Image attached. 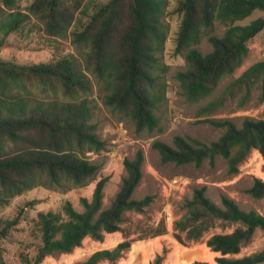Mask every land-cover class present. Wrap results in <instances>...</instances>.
<instances>
[{"label":"trees","instance_id":"1","mask_svg":"<svg viewBox=\"0 0 264 264\" xmlns=\"http://www.w3.org/2000/svg\"><path fill=\"white\" fill-rule=\"evenodd\" d=\"M85 0H34L28 13L17 8V0H0V32L4 36L18 30L33 15L48 36L68 34ZM166 0H108L97 7L86 23L71 31V40L83 53L86 70L95 78L103 101L124 114L137 131H153L159 126L157 111L166 96L157 71L160 54L168 38L164 20ZM264 11V0H178L176 11L182 22L176 38V52L184 54L186 69L178 79L189 98L211 94L220 80L233 73L249 52V42L264 29V15L248 24L237 21ZM216 20L230 22L223 35L210 34L212 49H198L205 29L214 31ZM0 41V47L3 46ZM264 74L260 61L229 85L246 83ZM93 81L70 56L49 62L15 63L0 58V202L38 186H85L97 179L102 165L86 152L106 149L92 121L90 95ZM215 102L208 104L210 109ZM225 129L209 143L174 136V144L154 142L163 161L177 164L227 160L230 174L257 150L264 157V119L245 116L239 126L233 119H212ZM145 153L139 149L124 161L127 175L110 206L103 208L108 177L98 180L92 198H81L83 210L66 201L59 211H40L38 227L41 243L29 264H41L54 253H71L90 237L103 241L105 235L121 231L124 240L112 248L97 250L81 261L70 264L117 263L138 240L168 233L165 219L142 229L136 236L125 231L122 223L129 212L144 214L153 202L148 194L135 198L143 179ZM255 198H264V180L255 177L248 189ZM207 186L195 188L183 203L185 213L174 222V236L182 244L204 241L217 253V264H263L264 249L241 255L264 230V213L244 210L230 196L222 195V205L207 196ZM217 222H237L228 233L205 235ZM2 232H0L1 238ZM165 247L150 264H165ZM0 264H7L0 244ZM192 264H214L196 260Z\"/></svg>","mask_w":264,"mask_h":264},{"label":"rangeland","instance_id":"2","mask_svg":"<svg viewBox=\"0 0 264 264\" xmlns=\"http://www.w3.org/2000/svg\"><path fill=\"white\" fill-rule=\"evenodd\" d=\"M34 0H17V8L29 12L28 6ZM108 0H85L76 15V21L65 36H48L42 30V24L31 15L16 31L4 36L0 32V58L15 63L32 64L49 62L62 56H70L93 81L90 95L93 111L92 121L96 123L99 135L107 141L106 149L99 152L88 151L87 157L102 165L97 179L85 186L35 187L10 198L7 203L0 202V244L7 264H29L26 257H35L41 243L38 227L40 211H59L66 201L82 211V197L92 198L99 179L108 177L104 188L103 208L110 206L127 175L124 161L133 158L139 149L145 153L143 179L137 187L134 197L152 195L153 202L144 214L129 212L122 227L136 236L142 229L156 226L163 218L168 233L145 240L135 241L124 257L117 263L102 264H150L158 253L166 247L168 255L165 264H192L196 260L210 261L204 241L180 243L174 236V222L186 211L183 203L191 198L195 188L207 186V196L218 205H222V195L232 197L244 210L255 209L264 213V198H255L248 189L255 177L264 180V157L259 151H253L240 165V172L230 174L227 160L218 157L215 165L205 161L197 166L194 163L177 164L163 161L160 152L154 147L156 140L174 144V136L198 139L209 143L218 139L225 131L210 122L212 119H233L239 126L245 116L264 119V74L246 83L229 85L241 77L254 64L264 61V29L249 42V52L243 63L233 73L225 75L215 90L204 97L189 98L178 73L186 69L184 54L176 52V38L182 22V14L176 11L178 0H166L164 20L168 25V38L165 49L160 54L161 65L157 71L161 83L165 86L166 96L162 100L157 115L159 126L153 131H137L135 125L124 114L113 110L103 101L95 78L86 70L84 55L71 40V31L86 23L97 7ZM0 11V19L6 12ZM264 11L256 10L251 16L237 21L236 24H248L263 16ZM230 22L216 20L214 31L205 29L197 46L203 53L212 49L210 34L223 35ZM215 102L210 109L208 104ZM240 226L237 222H217L205 235L206 240L214 233H228ZM124 240L121 231L108 233L103 241L86 238L83 244L71 253L48 255L41 264H70L81 261L93 252L112 248ZM264 249V230H258L252 244L243 249L241 255ZM264 264V263H263Z\"/></svg>","mask_w":264,"mask_h":264},{"label":"bare ground","instance_id":"3","mask_svg":"<svg viewBox=\"0 0 264 264\" xmlns=\"http://www.w3.org/2000/svg\"><path fill=\"white\" fill-rule=\"evenodd\" d=\"M207 247V251L209 252V257H210V259H212L213 258V256L215 255V254H217L216 252H214V251H212L208 246H206ZM211 261V260H210ZM214 263V262H213Z\"/></svg>","mask_w":264,"mask_h":264}]
</instances>
